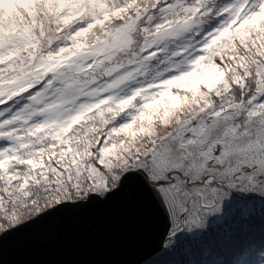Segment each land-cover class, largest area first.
Segmentation results:
<instances>
[{
    "label": "snow or ice",
    "instance_id": "snow-or-ice-1",
    "mask_svg": "<svg viewBox=\"0 0 264 264\" xmlns=\"http://www.w3.org/2000/svg\"><path fill=\"white\" fill-rule=\"evenodd\" d=\"M114 217L264 264V0H0V260Z\"/></svg>",
    "mask_w": 264,
    "mask_h": 264
},
{
    "label": "water",
    "instance_id": "water-1",
    "mask_svg": "<svg viewBox=\"0 0 264 264\" xmlns=\"http://www.w3.org/2000/svg\"><path fill=\"white\" fill-rule=\"evenodd\" d=\"M152 244L151 236L114 217L95 229L48 242L10 239L0 264H141Z\"/></svg>",
    "mask_w": 264,
    "mask_h": 264
}]
</instances>
